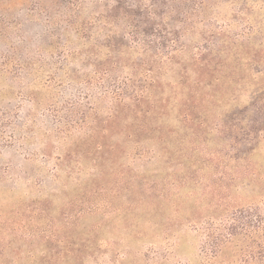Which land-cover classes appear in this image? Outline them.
<instances>
[{"label": "rangeland", "instance_id": "1", "mask_svg": "<svg viewBox=\"0 0 264 264\" xmlns=\"http://www.w3.org/2000/svg\"><path fill=\"white\" fill-rule=\"evenodd\" d=\"M177 36L189 47L202 39ZM185 58L167 78L184 88L190 121L171 126L182 107L152 120L165 124L167 164L121 157L123 122L106 138L88 137L87 120L106 100H88L87 65L60 63L59 72L48 64L35 84L29 73L21 84L1 83L0 264H87L91 243L102 245L105 264H201L194 228L225 209L249 210L264 231V75L226 64L237 83L229 85ZM51 74L60 81L47 82ZM100 142L105 151L87 162ZM258 252L253 264H263Z\"/></svg>", "mask_w": 264, "mask_h": 264}, {"label": "trees", "instance_id": "2", "mask_svg": "<svg viewBox=\"0 0 264 264\" xmlns=\"http://www.w3.org/2000/svg\"><path fill=\"white\" fill-rule=\"evenodd\" d=\"M179 31L184 40L196 32L202 39L189 47L177 36ZM185 56L194 67L219 73L213 81L229 85L237 84L230 69L256 78L264 75V0H0V85L21 84L28 73L35 84L40 68L48 64L59 72L60 63L66 69L87 65L88 100H106L103 110L87 120L88 137L97 130L106 138L112 125L123 122L124 158L160 157L167 164L174 157L165 124L153 128L152 120L157 113L164 118L182 107L178 124L171 126L190 121L189 107L181 100L184 88L167 78L179 64L175 60ZM58 80L55 74L47 78ZM204 82L197 81L195 87ZM131 120L138 122L134 134L127 131ZM104 151V142L97 143L87 162L95 163ZM258 218L249 210L225 209L196 226L201 264H253L257 251L264 264V231L255 224ZM87 249V264H105L102 245L87 244Z\"/></svg>", "mask_w": 264, "mask_h": 264}]
</instances>
